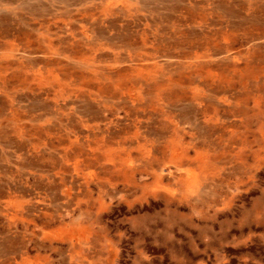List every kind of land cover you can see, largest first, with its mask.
<instances>
[{
  "label": "rangeland",
  "instance_id": "rangeland-1",
  "mask_svg": "<svg viewBox=\"0 0 264 264\" xmlns=\"http://www.w3.org/2000/svg\"><path fill=\"white\" fill-rule=\"evenodd\" d=\"M0 264H264V0H0Z\"/></svg>",
  "mask_w": 264,
  "mask_h": 264
}]
</instances>
